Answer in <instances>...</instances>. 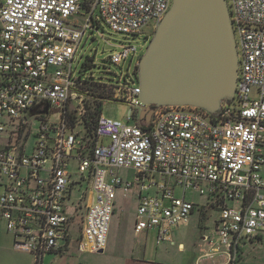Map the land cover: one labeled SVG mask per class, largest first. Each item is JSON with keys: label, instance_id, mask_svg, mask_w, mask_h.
Masks as SVG:
<instances>
[{"label": "built area", "instance_id": "1", "mask_svg": "<svg viewBox=\"0 0 264 264\" xmlns=\"http://www.w3.org/2000/svg\"><path fill=\"white\" fill-rule=\"evenodd\" d=\"M226 1L238 56L233 102L217 115L162 106L147 123L138 73V83L121 74L106 84L73 65L85 35L102 25L148 43L144 30L156 31L173 0H0V222L33 264L74 241L82 253L105 251L118 191L138 195L135 233L155 231L158 244L189 223L197 205L187 191L206 197L218 218L202 259L235 264L264 234V0ZM82 13L80 26L73 18ZM137 53L128 45L109 61L120 67ZM94 83L132 109L125 122L101 111L92 133L80 87ZM253 88L259 99L251 101ZM71 163L94 203L84 195L78 208L69 204L82 184ZM74 208L85 209L78 230Z\"/></svg>", "mask_w": 264, "mask_h": 264}, {"label": "rangeland", "instance_id": "2", "mask_svg": "<svg viewBox=\"0 0 264 264\" xmlns=\"http://www.w3.org/2000/svg\"><path fill=\"white\" fill-rule=\"evenodd\" d=\"M85 14L82 13L76 16L73 18V22H77L82 26L87 17ZM154 32L153 25L144 30V34L148 36V43H146L145 35L133 38L115 34L104 25L95 33L88 32L80 44L76 61L73 65L76 75H79L78 72L80 70L83 71L84 78L93 74L96 81L113 84L122 74L128 80L131 81L133 79L138 83L137 61L147 52L149 44L155 36ZM128 45L135 46L138 49L136 56H131L120 67L111 64L109 57L120 52L123 47ZM87 58L92 59L95 66L84 69L83 64L87 61ZM80 93L84 94L85 100L91 106L95 101V93H100V96L97 95V97L102 102L101 111L107 119L125 122L129 111L132 109L129 104L112 100L113 91L99 84H84L80 87ZM249 96L251 101L258 100L259 92L253 88ZM88 112L94 113L95 111ZM131 122L133 123V120ZM108 142V140H105V144H108ZM70 173L73 175L74 181H79L82 184L73 190L69 204H74L78 208V203L84 195L88 196V199L92 198L94 203L95 195L88 193V181L82 180V176L78 173L74 163L70 164ZM118 173L121 176L127 174L126 171H119ZM129 175L130 178H133L135 172L130 171ZM155 192L154 190L151 194L155 195ZM179 195L183 196V192H179ZM185 197L198 205L196 211L193 213L189 223L182 224L164 242L158 244L153 234L135 237L129 231V225L135 220L137 213V197L135 192L125 196L122 191H118L116 211L109 233L110 244L107 250L103 253H82L79 251L78 242L74 241L66 253L47 256L45 264H208L207 262L197 263V259L201 254L200 244L202 238L213 227L218 215L217 210L209 207L210 211H206L202 208L208 200L194 191H187ZM76 208L71 209L70 212L76 214L75 227L78 230L85 209ZM76 236L78 237V232H76ZM119 239H123L128 245L126 247L123 246L121 249V245H118ZM181 243L185 246L184 250L179 249ZM128 247H130V251H128ZM144 247L147 248L146 254L143 253ZM245 255L246 251L241 254L235 264H238ZM0 264H33V258L30 254L17 251L14 248L13 238L2 222H0Z\"/></svg>", "mask_w": 264, "mask_h": 264}, {"label": "water", "instance_id": "3", "mask_svg": "<svg viewBox=\"0 0 264 264\" xmlns=\"http://www.w3.org/2000/svg\"><path fill=\"white\" fill-rule=\"evenodd\" d=\"M138 77L147 123L162 106H195L217 115L233 102L238 56L227 1L173 0L140 59Z\"/></svg>", "mask_w": 264, "mask_h": 264}, {"label": "crops", "instance_id": "4", "mask_svg": "<svg viewBox=\"0 0 264 264\" xmlns=\"http://www.w3.org/2000/svg\"><path fill=\"white\" fill-rule=\"evenodd\" d=\"M263 176H264V169H263ZM135 195L137 197V204H138V195L136 193H135ZM207 204H208V202L202 208H204L206 211H210V209L207 206ZM197 207H198V205L196 206V209H197ZM217 218H218V215H217ZM217 218L215 219V221L213 223V227L208 230V233L210 232V230H212L214 228ZM135 221H136V217H135V220L131 223V225H129V231H131V233H133V235L135 237H139L141 235L149 236L150 234H153L155 236V239H156V232L155 231L143 232V233L137 235L135 233V230H134ZM130 226H131V228H130ZM208 233H206V234H208ZM206 234H204V236ZM126 243L127 242L124 241L123 239H119L118 240V245H121V249L123 248V246L126 247L128 245ZM109 244L110 243H109V237H108V246H109ZM200 245H201V247H200L201 254L199 255V258L197 259V263L207 262L208 264H210V263L211 264H223V259L221 257H219V256L216 257V259H214V260L202 259V256L204 255L205 250H206V247H205V245L203 243V238H202V241H201ZM184 248H185L184 244L181 243L179 245V249L184 250ZM127 249H129L128 251H130V247H128ZM245 251H246V255L241 258V260H240V262L238 264H264V234L259 239L246 242V244L244 245V248L242 250V254H244ZM146 252H147V248L144 247L143 253L146 254Z\"/></svg>", "mask_w": 264, "mask_h": 264}, {"label": "trees", "instance_id": "5", "mask_svg": "<svg viewBox=\"0 0 264 264\" xmlns=\"http://www.w3.org/2000/svg\"><path fill=\"white\" fill-rule=\"evenodd\" d=\"M92 63H93V60L90 59V58H87V61L83 64L84 69H87V68L93 66ZM137 69H138V68H137ZM95 94H96V97H95V101H94V103H93L92 106L89 105L88 101H86V108H87V111H95L94 113H89V112H88V115H87V117H86V119H85V122H86V125H87L86 127H87L88 130H89L90 132H92V133H93V131H94L95 124H96V121L94 122V120H95V118H96V120H97V118H98L99 115L101 114V106H102V102L99 101V99H98V97H97V95L100 96V93H95ZM225 105H226V104H223V106H225ZM223 106H222V107H223ZM93 122H94V123H93Z\"/></svg>", "mask_w": 264, "mask_h": 264}]
</instances>
